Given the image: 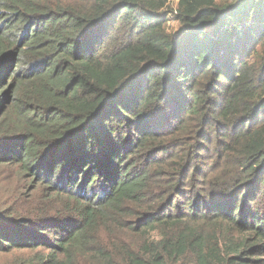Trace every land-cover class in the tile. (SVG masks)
<instances>
[{"label":"trees","instance_id":"16d2710c","mask_svg":"<svg viewBox=\"0 0 264 264\" xmlns=\"http://www.w3.org/2000/svg\"><path fill=\"white\" fill-rule=\"evenodd\" d=\"M166 2L0 0V264H264V0Z\"/></svg>","mask_w":264,"mask_h":264},{"label":"rangeland","instance_id":"374dc122","mask_svg":"<svg viewBox=\"0 0 264 264\" xmlns=\"http://www.w3.org/2000/svg\"><path fill=\"white\" fill-rule=\"evenodd\" d=\"M175 0H171V2H170V6H169V9H171V10H174V8H175ZM169 26V29H173V28H175L176 27V25H174V24H170V25H168Z\"/></svg>","mask_w":264,"mask_h":264},{"label":"built area","instance_id":"2783aa9c","mask_svg":"<svg viewBox=\"0 0 264 264\" xmlns=\"http://www.w3.org/2000/svg\"><path fill=\"white\" fill-rule=\"evenodd\" d=\"M170 2H171V0H167V2H166V6L169 7V6H170ZM178 2H179V0H175V5H176V6H175V8H174V10H173L174 13H175V10H176V8H177V4H178Z\"/></svg>","mask_w":264,"mask_h":264}]
</instances>
